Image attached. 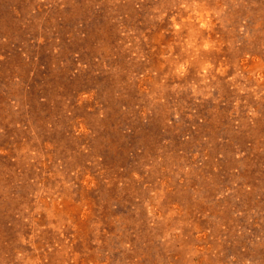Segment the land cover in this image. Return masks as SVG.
<instances>
[{
    "label": "rangeland",
    "instance_id": "obj_1",
    "mask_svg": "<svg viewBox=\"0 0 264 264\" xmlns=\"http://www.w3.org/2000/svg\"><path fill=\"white\" fill-rule=\"evenodd\" d=\"M0 264H264V0H0Z\"/></svg>",
    "mask_w": 264,
    "mask_h": 264
}]
</instances>
